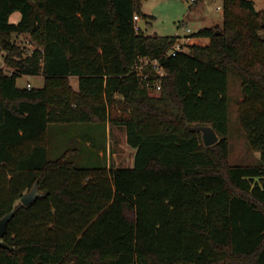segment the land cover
I'll use <instances>...</instances> for the list:
<instances>
[{
  "label": "trees",
  "instance_id": "16d2710c",
  "mask_svg": "<svg viewBox=\"0 0 264 264\" xmlns=\"http://www.w3.org/2000/svg\"><path fill=\"white\" fill-rule=\"evenodd\" d=\"M141 1L0 0V218L15 210L0 264H264V12L223 0L222 27L189 36L209 43L171 56L179 36L134 30ZM141 58L164 76L148 67L141 82ZM228 71L257 165L228 162ZM22 76L43 86L18 88ZM109 125L131 167L108 164ZM200 126L217 143L203 146Z\"/></svg>",
  "mask_w": 264,
  "mask_h": 264
},
{
  "label": "rangeland",
  "instance_id": "374dc122",
  "mask_svg": "<svg viewBox=\"0 0 264 264\" xmlns=\"http://www.w3.org/2000/svg\"><path fill=\"white\" fill-rule=\"evenodd\" d=\"M251 1L257 11L264 12V0ZM140 12L148 17L145 21L148 35L179 36L181 41L184 37H189L191 33L202 28H221L223 0H196L194 3L189 0H142ZM13 19L10 18L9 21L13 23ZM187 29L191 31L189 34L186 32ZM14 40L26 54L36 47L35 43L25 34L16 36ZM182 47H184L183 51H188L184 45ZM4 56V52L0 50V68L9 72L11 70L6 67ZM69 83L72 88L77 87L76 78H70ZM27 84L32 88H40L43 86V79L42 77L22 76L16 81L18 88H25ZM149 91L152 96L158 94L156 90L150 89ZM227 94L229 98L228 162L232 166L257 165L260 159L259 153L248 146L238 118V104L242 100L240 81L231 71H228L227 75ZM117 108L118 106L111 110V115L114 117L121 114L120 108ZM107 130L108 164L131 167L134 150L126 145L124 130L114 125H109Z\"/></svg>",
  "mask_w": 264,
  "mask_h": 264
},
{
  "label": "water",
  "instance_id": "95a60500",
  "mask_svg": "<svg viewBox=\"0 0 264 264\" xmlns=\"http://www.w3.org/2000/svg\"><path fill=\"white\" fill-rule=\"evenodd\" d=\"M138 25L142 33L145 36H147L148 34L146 32L144 22L142 20H139ZM196 129L200 131L201 133V139H202L203 146L209 147L217 143L218 136L212 130V128L208 126H200V127H197ZM39 195H40V192L38 190L37 183H35L33 187L20 198V203L23 206H29L32 203V201ZM14 214H15V210H12L11 212L7 213L2 218H0V248L9 249V247L2 241V239L6 233L8 223L12 219Z\"/></svg>",
  "mask_w": 264,
  "mask_h": 264
},
{
  "label": "built area",
  "instance_id": "2783aa9c",
  "mask_svg": "<svg viewBox=\"0 0 264 264\" xmlns=\"http://www.w3.org/2000/svg\"><path fill=\"white\" fill-rule=\"evenodd\" d=\"M191 3L196 2V0H189ZM133 21L135 22L134 25V30L136 32L141 31L139 25H138V17L134 16L133 17ZM142 32V31H141ZM187 34H189L191 31H189V29L186 30ZM189 40V37L186 36L184 37L181 41L179 40L178 43L173 46V48L169 51V55L171 56H175V54L177 52L183 51L184 49L182 48V45L187 44V41ZM151 68L153 71H155L157 73V75H159V77L164 76V71L161 69V67L157 64V62L155 60H150L148 58H141L137 61L136 65L133 67V72L137 73L140 77L141 82H146L147 79V74L143 73V71L146 68ZM146 86L148 89L150 88H154V90L159 91L160 90V86L157 84L149 86L148 83H146ZM27 88H30V85L27 84L26 85Z\"/></svg>",
  "mask_w": 264,
  "mask_h": 264
},
{
  "label": "crops",
  "instance_id": "0c3cea01",
  "mask_svg": "<svg viewBox=\"0 0 264 264\" xmlns=\"http://www.w3.org/2000/svg\"><path fill=\"white\" fill-rule=\"evenodd\" d=\"M19 13H14L10 18H14L12 21L13 23L18 22V20L20 19V14ZM209 43V40L207 38H194V39H189L187 41V44H197V45H207ZM10 72V71H9ZM74 90H77V87H73Z\"/></svg>",
  "mask_w": 264,
  "mask_h": 264
}]
</instances>
